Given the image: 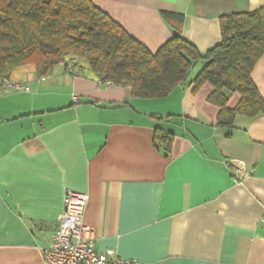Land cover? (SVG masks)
<instances>
[{"label": "crops", "instance_id": "obj_1", "mask_svg": "<svg viewBox=\"0 0 264 264\" xmlns=\"http://www.w3.org/2000/svg\"><path fill=\"white\" fill-rule=\"evenodd\" d=\"M91 1L151 53L173 36L161 12L181 14V36L205 52L222 16L264 11V0ZM203 65L160 98L106 86L74 56L41 76L13 68L8 79L28 91L0 93V264H46L68 190L87 194L98 251L133 264H264V114L219 125L212 85L193 89ZM250 76L264 98V53ZM224 94L233 109L240 94Z\"/></svg>", "mask_w": 264, "mask_h": 264}, {"label": "trees", "instance_id": "obj_2", "mask_svg": "<svg viewBox=\"0 0 264 264\" xmlns=\"http://www.w3.org/2000/svg\"><path fill=\"white\" fill-rule=\"evenodd\" d=\"M161 16L177 36L151 53L91 0H0V79L29 63L41 76L74 56L102 82L126 85L135 97L160 98L185 83L202 62L193 89L206 82L212 85L209 101L220 108L219 125H231L236 115L264 114V98L250 76L264 53L262 9L222 16L221 41L205 52L181 36V14ZM224 91L240 94L233 109L226 108ZM155 142L168 152L171 138L156 129Z\"/></svg>", "mask_w": 264, "mask_h": 264}, {"label": "built area", "instance_id": "obj_3", "mask_svg": "<svg viewBox=\"0 0 264 264\" xmlns=\"http://www.w3.org/2000/svg\"><path fill=\"white\" fill-rule=\"evenodd\" d=\"M111 86V82H104ZM28 87L8 78L0 79V93L6 90ZM73 100H76L73 97ZM241 163L234 161L233 166L239 168ZM87 202V194L66 191L63 207L56 216L53 233L44 247H41L43 261L46 264H133L130 260L118 257L115 250L98 251L94 244L93 230L83 224V213ZM259 221L264 224V212Z\"/></svg>", "mask_w": 264, "mask_h": 264}, {"label": "rangeland", "instance_id": "obj_4", "mask_svg": "<svg viewBox=\"0 0 264 264\" xmlns=\"http://www.w3.org/2000/svg\"><path fill=\"white\" fill-rule=\"evenodd\" d=\"M198 66H194L193 68H192V70L190 71V73H189V75H191L194 71H196V68H197Z\"/></svg>", "mask_w": 264, "mask_h": 264}, {"label": "water", "instance_id": "obj_5", "mask_svg": "<svg viewBox=\"0 0 264 264\" xmlns=\"http://www.w3.org/2000/svg\"><path fill=\"white\" fill-rule=\"evenodd\" d=\"M172 35L177 36V32L173 31Z\"/></svg>", "mask_w": 264, "mask_h": 264}]
</instances>
